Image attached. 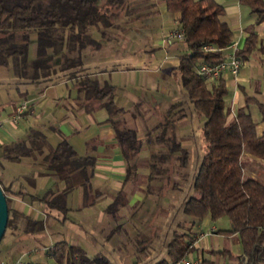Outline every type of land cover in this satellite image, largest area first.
<instances>
[{"label": "trees", "instance_id": "1", "mask_svg": "<svg viewBox=\"0 0 264 264\" xmlns=\"http://www.w3.org/2000/svg\"><path fill=\"white\" fill-rule=\"evenodd\" d=\"M163 1L168 12L180 14L178 22L183 39L179 41L187 52L178 55L177 70L191 108L204 118L199 136L205 152L190 179L189 174L183 172L189 159V151L181 143L185 136L177 134V125L187 117L180 103L170 104L165 113L158 114L157 124L147 131L148 145H160V148L149 153V162L145 164L150 186L146 191L161 194L170 189L173 174L178 180L172 187H182L181 182L187 180L181 191L186 194L177 203L178 214L168 220L169 228L172 227L165 243L166 258L154 264H173L197 250L193 229L206 216L213 220L228 217L232 224L230 232L239 234L242 252L230 255L231 264H264V184L257 178L244 176L241 162L244 152L264 161V130L257 134L256 123L245 106L228 118L231 111L225 100L229 88L224 75L207 80L198 72L201 64L216 65L225 60L227 48L233 41V30L221 20L224 7L216 0ZM239 3L249 8L257 24L264 22V0H239ZM137 10L130 0H0V66L10 67L20 79L45 86L71 80L76 86L78 106L87 111L104 109L108 115L106 123L112 127L126 163L124 183L137 167V157L144 143L136 130L125 122L129 109L115 104V86L91 77L84 68V54L98 50L109 40V30L118 27L122 16L137 15ZM32 41L36 47L34 56L30 57ZM205 46L214 50H205ZM256 48L264 56V40L258 43L257 33L250 30L236 56L243 63ZM256 102L264 120V103ZM181 110L183 112L179 113ZM27 142L29 146L22 141L6 156L18 159L34 150L41 151L47 145L44 134L38 130L28 135ZM45 160L61 177L65 173L66 179L79 176L85 198L94 192L90 181L93 157L78 155L67 140L49 147ZM152 183L157 184V188H151ZM70 189L68 187L67 191ZM37 200L48 208L68 212L66 205L55 199L44 196ZM127 204L122 187L107 205V213L118 220L119 212L125 210ZM16 218L8 215L2 240ZM43 229L42 220H27V232ZM155 239L149 235L140 240L135 246L137 251L147 250ZM52 249L58 264H111L105 255L98 253L89 257L82 247L64 240L56 242ZM201 262L205 264L206 260Z\"/></svg>", "mask_w": 264, "mask_h": 264}, {"label": "rangeland", "instance_id": "2", "mask_svg": "<svg viewBox=\"0 0 264 264\" xmlns=\"http://www.w3.org/2000/svg\"><path fill=\"white\" fill-rule=\"evenodd\" d=\"M146 1L154 3L152 7L148 6L147 10L145 9ZM221 3L225 8L227 7L225 15L230 18L228 24L233 30V40L238 41L239 46H242L243 40L250 30L257 32L258 43L264 40V32L260 33L257 29L258 24L256 23L255 15L250 12L247 6L237 4L235 7H228L231 3H234L232 0H222ZM130 4L132 7L138 8L139 10L137 11L145 9V12H150L153 9L152 11L154 12L122 16L118 22V27L109 30V40L107 41L110 44L109 52H111L116 61V64H114L118 68H124L128 63L135 61V58L138 60L142 58L144 55L143 50H146L147 59L152 62V65L154 64L156 68L168 66V70L163 68L164 70L160 72L158 91H149L146 88H142L139 93L142 99L136 102H131L126 98V91L139 92V86H133L132 84V75L129 77L123 72L112 73L111 69L113 67H111L109 74L104 76L101 81L102 83L107 82L115 86V95H118V99H122L121 105L129 109L124 116L126 124L136 130L138 138L144 143L137 157V167L135 170H131L130 178L123 186L126 202L128 203L127 209H122L119 212L120 218L118 220H114L107 213L106 208L109 204L107 198L112 199L119 189H112L115 188L111 186L114 175L110 174V176L105 178V186L97 190L100 192L85 198L83 188L79 184L80 179H77V176L66 179L67 174L65 173L62 177V182L67 187H71L67 193L66 202L67 206L72 208V210L68 214L63 213L60 209L48 211L49 216L46 219V228L39 234L40 237H36L40 242L39 249L37 250V247L29 241L22 243L19 247L17 254L18 257L21 256L22 263H27L28 261L32 263L39 262L38 257L44 256L47 251L44 246H49L51 241L56 242L59 240H66L73 245L78 244L89 257H93L98 253L103 254L109 259L111 264H134L135 262L138 264H154L160 259L166 258L165 243L172 227L169 228L168 220L173 218V215L178 214L176 213L177 203L186 194L181 191L185 189L187 180H181V183H184L182 187H172V183L178 180V176L173 174L171 175L170 189L164 190L163 188L164 191L161 194L160 192L158 194L154 191H146V188L150 189V186L147 185L149 171L146 169L145 164L149 162V153L153 149L159 150L160 148V145L149 146L146 142L147 131L153 128L149 126L148 122L154 116H157L156 122H158V114L165 113L170 104H181L180 107L187 113V117L177 126L181 130L187 129V133L181 143L183 148L189 151L188 163L186 167H183V172L188 173L190 177L197 171L205 152L204 144L200 141L199 136L204 118L199 117L193 111L188 102L187 94L179 81L177 70L178 55L186 53L187 50L176 38L172 40L173 46L169 48L163 47L162 44L164 34L180 31L179 22L171 21L170 24H165L166 19H170V16L162 13L165 7L163 0H130ZM169 13V15L174 14V12ZM243 27L246 28L244 33H242ZM239 31H241L240 35ZM32 36L35 39L33 33ZM32 42L29 48L30 57L34 56L36 47L35 42ZM152 48L153 50H151ZM238 75L245 82L243 83V89L240 87L236 89L237 101L232 105L231 97L234 93V88L231 85L229 86V96L226 98L225 104L232 111L228 118L235 116L239 107L245 106V109L250 112L252 119L256 123L257 134H261L264 130V120L256 101L264 103V56L258 48L243 61ZM14 79L15 76L10 67L0 66V97L3 100H9L14 94V87H16V85L13 86ZM161 86L166 87V93L163 94L160 91ZM132 88H134L133 91L131 90ZM65 89L66 87L63 88V91ZM71 89L70 86L67 89V93ZM182 112V110L179 111V113ZM179 113L174 115L178 116ZM60 115L62 114L60 113ZM83 118L82 127L78 129L79 133L71 136L69 141L75 146L80 155L96 157V143L90 144L93 138L86 140L84 136L88 130L97 129L98 123H94L90 118L91 122L87 116ZM73 119L66 120L70 122ZM74 120L79 122L81 118ZM104 127L106 128L107 125ZM97 131L99 132V129ZM178 136L182 135L178 134ZM99 150L103 151V148ZM241 160L243 175L257 178L264 184L263 161L248 152L242 154ZM124 170L126 175V163ZM98 171L111 172V164L98 163L96 172ZM93 184L95 186V181H93ZM156 185L152 183L151 188H157ZM91 202L92 204L89 205ZM231 229V221L226 216L215 220L209 216L204 217L193 229L194 232L204 233V236L200 241L196 242L195 247L197 250L193 251L191 255L197 258L203 257L206 260L213 259L218 262L231 263L230 255L237 256L242 252L239 234L230 232ZM156 232L158 235L155 234ZM149 235L156 238L150 244L151 247L142 252L137 251L135 247L137 242H141L140 240L145 239ZM27 237L29 238L30 236ZM3 243H5V240L1 242L0 248ZM217 249L228 253L213 254L212 251ZM34 251L40 252L39 256L30 254ZM29 255H31L30 258ZM51 263L53 264V261Z\"/></svg>", "mask_w": 264, "mask_h": 264}, {"label": "crops", "instance_id": "3", "mask_svg": "<svg viewBox=\"0 0 264 264\" xmlns=\"http://www.w3.org/2000/svg\"><path fill=\"white\" fill-rule=\"evenodd\" d=\"M216 1L223 6L221 3L222 0ZM232 1H234V3H231V5L228 7H235L237 4L241 5L239 0ZM145 5L146 9L148 6L152 7L154 3L151 1H146ZM145 9L137 11L136 14L141 15L142 13L150 14V12H154L151 8L150 12H145L147 10ZM226 9L227 7H224V15L221 17V20L228 23L230 18L225 15ZM162 13L170 16V19H166L165 24H170L171 21L178 22L180 16L178 12H174V14L169 15L170 13L164 7ZM262 23H259L257 28L260 33L264 32V24ZM244 32H246L245 27L242 29V33ZM174 33L176 32H169L163 35V47L169 48L173 46L172 40L175 38L173 36ZM240 33L241 31H239V35ZM95 36L100 35L96 34ZM98 39H100V37ZM109 50V42L104 41L98 50L88 52L87 55L84 54V68H86L87 72L90 73L91 77L95 76L100 79V81H102L103 77L109 74L111 67H113L111 69V71H113L112 73L123 72V74H127L129 77L132 75V84L133 86H139V92L135 93L126 91V98L131 102H136L137 100L142 99L141 94H139L142 88H146L149 91H158V79L161 77L160 72L164 70L163 68H167L168 70V66L156 68L154 64L152 65L151 61H148L147 51L143 50L144 57L142 56V58H139V60L135 58V61L128 63L124 68H118L115 65L116 61ZM151 50H153V48ZM14 76L15 79L13 86L16 85V87H14V94L9 100H3L0 97V186L6 196L8 215L13 216V218H17L11 227L7 229L6 236L3 239L5 240V243H3L2 247L0 248V264H52V261L53 264H58L52 254V248L58 241H51L49 246H44L47 250L44 256H39L40 252L38 251L30 253L32 255L35 254L36 256H39L38 258L40 261L37 263H32L31 261L22 263L20 259L21 256L18 257L17 254L20 245L26 241H29L35 245L37 250L39 249L40 242L36 237H40L39 234L46 228V219L49 216L48 211L51 209H59L48 208L43 202L37 200V198L40 199L44 196H47L48 198L59 201V203H64L68 208V212L72 210V208L67 206L66 202L68 187L62 182V177L57 175L55 170H51L48 167V163L45 160L49 147H55L60 141L67 140L77 152V154L80 155L75 146L69 141V138L79 133L78 129L82 127L81 124L84 120V116H87L89 119L91 118L94 123H98L96 128L99 129V132L97 129L88 130L87 134L84 136L86 140L93 138L90 141V144L96 143L95 153L97 156L80 155L93 157L94 166L90 181L94 193L91 192V194L100 192L97 190L102 189V187L105 186V178L110 176V174L114 175L112 177L113 180L111 186L115 188L112 189L119 188V191L124 186L125 162L120 148L116 144L114 131L112 127L106 123L108 116L107 112L104 109L87 111L81 106H78L76 100V86L73 81H60L56 84L45 86L44 83L37 84L29 82V80L20 79L16 77L15 74ZM224 77L226 79L228 88L230 85L234 88V93L231 97L232 105L237 101L236 89H239V87L243 89V83L245 81L243 78L239 77V75L232 76L228 72L224 74ZM70 86L72 89L68 90L67 93V89H69ZM64 87H66V89L63 91ZM133 89L134 88L131 90L133 91ZM160 91L163 94L166 93V87L161 86ZM117 99L118 95L114 97V101L117 106L128 109V107L121 105L122 99ZM22 102H26L28 104V109L18 118L17 122L14 123L11 121V119L16 113L17 106ZM230 111H232L231 108ZM60 113L62 115H60ZM70 118H81V120L76 122L73 119L70 120V122H67L66 119ZM156 119L157 116H154L150 119L148 122L150 127H154L156 125ZM106 125L107 127L105 128L104 126ZM33 130H38L44 134L47 141V145L43 146L41 151L34 150L30 154L22 156L20 155L18 159H10L8 156H6L9 150H12L16 144L22 141H25L26 145L29 146L27 138ZM186 133L187 129L181 130L180 128L178 129L177 126V134L185 136ZM100 148H103V151H100ZM98 163L111 164V172H96ZM78 177L76 178L80 179ZM93 181H95V186ZM107 199L108 203L112 201V199L109 197ZM68 212L65 214H68ZM29 219L42 220L44 229L39 232H27L26 225L27 220ZM27 236H30V239ZM212 253L221 254L220 250L218 249L213 250ZM30 256L31 255H29V258ZM199 259L206 260L203 257ZM213 262L218 261L213 259L206 260L205 264H211Z\"/></svg>", "mask_w": 264, "mask_h": 264}, {"label": "built area", "instance_id": "4", "mask_svg": "<svg viewBox=\"0 0 264 264\" xmlns=\"http://www.w3.org/2000/svg\"><path fill=\"white\" fill-rule=\"evenodd\" d=\"M173 36L181 40L183 39V34L181 31H178L173 34ZM205 50H214L211 46H205ZM228 51L225 56V60L216 64V65H207V64H201L199 66L198 72L207 80H216L221 75H224L226 72H228L232 76H237L239 74L242 61L236 56V52L239 49V42L238 41H232V43L228 46ZM28 109V104L26 102H22L19 104L16 108V113L12 117L11 121L16 123L18 118ZM1 125V123H0ZM204 236V233L202 232H195V241L194 245L197 241H200L201 238ZM173 264H203L201 262V259L190 255L184 256L177 260ZM211 264H231L230 262H213Z\"/></svg>", "mask_w": 264, "mask_h": 264}, {"label": "water", "instance_id": "5", "mask_svg": "<svg viewBox=\"0 0 264 264\" xmlns=\"http://www.w3.org/2000/svg\"><path fill=\"white\" fill-rule=\"evenodd\" d=\"M8 222V205L6 196L0 186V241L2 240L6 231Z\"/></svg>", "mask_w": 264, "mask_h": 264}]
</instances>
